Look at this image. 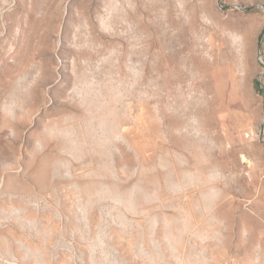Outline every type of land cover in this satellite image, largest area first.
<instances>
[{"label": "rangeland", "instance_id": "1", "mask_svg": "<svg viewBox=\"0 0 264 264\" xmlns=\"http://www.w3.org/2000/svg\"><path fill=\"white\" fill-rule=\"evenodd\" d=\"M264 0H0V264H264Z\"/></svg>", "mask_w": 264, "mask_h": 264}, {"label": "built area", "instance_id": "2", "mask_svg": "<svg viewBox=\"0 0 264 264\" xmlns=\"http://www.w3.org/2000/svg\"><path fill=\"white\" fill-rule=\"evenodd\" d=\"M221 8L223 9H235L239 10L242 12H248L251 11L254 8H259L261 10H264V1L263 2H258L255 4H244L242 2H233V3H228L227 1L221 3Z\"/></svg>", "mask_w": 264, "mask_h": 264}]
</instances>
